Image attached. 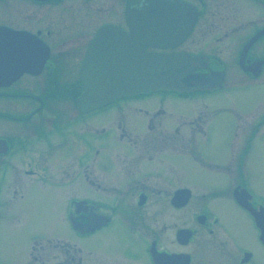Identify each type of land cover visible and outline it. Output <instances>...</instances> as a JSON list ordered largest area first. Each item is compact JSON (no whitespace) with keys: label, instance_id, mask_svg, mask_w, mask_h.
Masks as SVG:
<instances>
[{"label":"flooded vegetation","instance_id":"obj_1","mask_svg":"<svg viewBox=\"0 0 264 264\" xmlns=\"http://www.w3.org/2000/svg\"><path fill=\"white\" fill-rule=\"evenodd\" d=\"M129 16L140 50L181 56L182 89L82 110L98 54L130 48ZM83 168L94 194L68 195L76 240L30 235L25 264H264V0H0V223L17 202L27 223L35 185L63 198ZM186 170L215 191L170 181Z\"/></svg>","mask_w":264,"mask_h":264},{"label":"rangeland","instance_id":"obj_2","mask_svg":"<svg viewBox=\"0 0 264 264\" xmlns=\"http://www.w3.org/2000/svg\"><path fill=\"white\" fill-rule=\"evenodd\" d=\"M217 102V99H214ZM173 108L177 105H172ZM119 113V109L115 111ZM119 118L121 120L126 119L124 114H120ZM116 114L107 112L106 114H100L98 117L97 127L105 128L107 131L106 134L98 138V141H107L114 140L115 136L113 130V123L116 119ZM216 131H218V125H214ZM84 168L81 171V174L77 175L75 180L69 182L65 187V196L63 198L56 197L54 195V188L51 186L46 187L47 185L38 186L35 185L31 188V192L24 199L25 211L28 210V222L26 223L25 212L20 209V204L9 203L7 211L4 213L5 221L0 223V227L3 229L5 238L3 237L2 248L6 256L2 258V264H16L21 261L25 264V258L21 260L20 253L26 244L28 243L29 238L34 235L36 238H44L48 236L53 240H59L63 242H74L76 240L73 230L70 229L68 222V212H69V203L68 199L72 197L73 194L68 196L70 193H77L81 195H92L94 191L90 188L87 182L84 179ZM258 179V178H257ZM256 178L252 179L253 186H255ZM206 180V179H205ZM171 182L183 181L184 183H189L193 187L195 194L197 190L201 193L213 192L215 188L211 183H200L195 177H192L187 170L184 171L183 179L171 178ZM200 181V180H199ZM208 180L207 182H210ZM45 189H48L46 191ZM256 190H262L264 192V177L260 180L258 179V187ZM197 195V194H196ZM32 211V212H31ZM123 231V230H122ZM31 235V236H30ZM124 240V239H120ZM239 241H245L246 239L242 236L238 237ZM95 242H100L94 238L80 240V244L83 248L90 250L92 247L95 248ZM248 245L257 255L258 260L260 261L262 257V252L257 245H252V242L247 239ZM254 244V243H253ZM102 246L104 243L101 244ZM57 255V251H54L50 248V258L52 259ZM21 260V261H20ZM260 264L259 262H255Z\"/></svg>","mask_w":264,"mask_h":264},{"label":"water","instance_id":"obj_3","mask_svg":"<svg viewBox=\"0 0 264 264\" xmlns=\"http://www.w3.org/2000/svg\"><path fill=\"white\" fill-rule=\"evenodd\" d=\"M129 21L133 33L130 48L98 54L96 77L94 76L92 83L89 80L85 81L84 94L77 101L78 107L82 110L100 107L125 95L182 89L180 82L185 75L177 73V69H181L174 67L175 61H180L181 56L171 58L144 53L133 42L138 39L143 28L141 17L129 16ZM250 43L252 41L248 42ZM92 55H88L83 73L91 72ZM101 55H107L108 58L101 60ZM262 230L264 231V227Z\"/></svg>","mask_w":264,"mask_h":264}]
</instances>
